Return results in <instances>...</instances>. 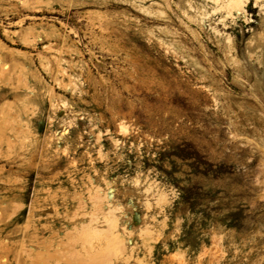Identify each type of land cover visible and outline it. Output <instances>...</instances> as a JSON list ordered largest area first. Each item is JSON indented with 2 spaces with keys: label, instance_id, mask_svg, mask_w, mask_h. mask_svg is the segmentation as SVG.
Here are the masks:
<instances>
[{
  "label": "rangeland",
  "instance_id": "374dc122",
  "mask_svg": "<svg viewBox=\"0 0 264 264\" xmlns=\"http://www.w3.org/2000/svg\"><path fill=\"white\" fill-rule=\"evenodd\" d=\"M253 4L0 0V264H264Z\"/></svg>",
  "mask_w": 264,
  "mask_h": 264
},
{
  "label": "bare ground",
  "instance_id": "6f19581e",
  "mask_svg": "<svg viewBox=\"0 0 264 264\" xmlns=\"http://www.w3.org/2000/svg\"><path fill=\"white\" fill-rule=\"evenodd\" d=\"M206 1L211 3V6L214 10H217V9L222 10V12L218 14V20L221 21V25L227 24L226 23L227 18H230V19L234 18V23H235L236 18H238L237 17L238 14L244 13V12L246 13L245 7H248V0H206ZM252 6L260 7L259 9L264 11V0H254V4Z\"/></svg>",
  "mask_w": 264,
  "mask_h": 264
}]
</instances>
